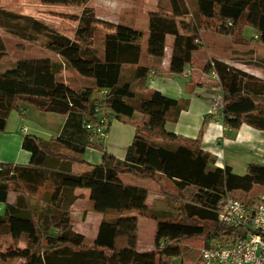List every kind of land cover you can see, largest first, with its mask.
Segmentation results:
<instances>
[{"label": "trees", "instance_id": "1", "mask_svg": "<svg viewBox=\"0 0 264 264\" xmlns=\"http://www.w3.org/2000/svg\"><path fill=\"white\" fill-rule=\"evenodd\" d=\"M40 1L82 9L74 35L68 37L0 3V30L26 40L41 35L45 48L60 58H20L0 71V130L10 111L23 112L25 105L63 114L65 120L60 132L48 139L23 134L21 146L30 154L27 163H0V202L4 204L0 234L7 233L11 239L0 251V260L172 264L181 257L183 239L202 236L208 246L211 241L226 244L240 235L235 234L239 229L219 222L216 213L226 197H235L232 192L248 193L254 186H264V162L249 163L242 174L229 165L216 166L214 157L197 139L181 138L165 128L169 110L178 105L175 98L155 89L139 92L133 82L121 79V72L135 68L134 78L145 77L150 67L140 62L142 48L147 56L159 60L165 38L171 35L169 70L181 74L192 64V52L203 46L200 31L206 23L208 29L224 36H239L241 27L247 25L253 29L254 39L264 45V0H161L163 4L157 2L156 10L148 14L144 45L142 29L98 18L86 6L89 0ZM97 24L107 29L99 49L92 39ZM5 54L0 35V61ZM63 66L84 77V83L71 86L62 82L59 73ZM203 69L215 74L221 124L231 129L247 124L264 130V79L217 58L207 60ZM94 91L101 96L93 98ZM134 115L138 116L133 121L134 135L123 158L106 151L98 163L82 157L88 148L100 149L104 139L87 124H105L108 131L112 117L132 119ZM211 117L207 113L204 119ZM82 163L88 168L72 170L73 164ZM128 174L152 181L168 179L176 189L168 200L181 202L177 219L148 205L149 189L123 182L120 176ZM44 185L50 190L44 191L43 205L32 209L27 195H35ZM76 188L88 189L92 210L101 214L89 242L71 229L70 206L79 197ZM9 192L15 196L12 202L7 201ZM258 195L241 200L250 202ZM138 216L156 222L150 250L136 248Z\"/></svg>", "mask_w": 264, "mask_h": 264}, {"label": "crops", "instance_id": "2", "mask_svg": "<svg viewBox=\"0 0 264 264\" xmlns=\"http://www.w3.org/2000/svg\"><path fill=\"white\" fill-rule=\"evenodd\" d=\"M240 42L243 44L247 43L246 40H242ZM171 43L172 36L167 35L165 38L164 54L159 60L151 56H147L142 48L140 62L147 64L150 67L145 77L134 78L135 68L127 67L122 70L121 79L133 82L135 89L139 92H147L155 89L164 95L175 98L178 105L169 110L165 120V128L168 131L179 135L181 138L187 140L197 139L201 148L209 152L214 157L216 166L222 167L224 165H229L233 172L242 174L245 172L246 166L249 163L264 162V130L253 128L247 124H242L238 129H231L228 126L221 124L219 116L204 119L211 106L214 95L218 92V89H215L216 80L213 78V75L211 73L204 72L203 66L205 62L212 58H217L243 71L264 79V66L262 67L256 65V53L254 52V49L249 46L246 47L245 45L243 48L246 49L232 48L231 50L234 51L232 56L230 58H226L224 55L217 52L211 44H208L207 42L205 43V46L203 42L201 49H197L192 52L193 62L192 64H187L184 67L183 71H186L187 73L186 75H182L172 73L169 70ZM210 50L212 52L208 54ZM204 51H206L205 54ZM197 55L202 57L200 59H196ZM50 114H55L58 116V119L52 118L51 116H44L46 114H43V116L42 114H38V117L47 121L49 132L39 129L32 130L38 135H45L47 137L45 139H48L49 136H56L60 132L65 120V115L63 114ZM137 118V115H134L132 119H119L112 117L109 122L106 137L101 141V148L86 149V151H92L94 160L92 161L90 158L86 157L85 154H83L82 157L87 162L98 163L100 162L101 153L106 151L117 158H123L134 135L133 121ZM24 120L25 116L23 115V112H20L19 116H17L13 110L8 114L5 126L2 130H0V163L10 162L25 164L28 162L30 154L21 146L22 136L26 129V126H24L23 123ZM95 152L96 155L94 154ZM138 180L147 182V184L144 182L135 183V185L145 186L149 189L147 199L150 196L149 194L151 192L153 193L152 197L154 199H152V201L150 200L151 202L146 199V203L148 205L151 203L154 204L155 202L160 203L161 201H157V199L161 197L160 191L157 190L159 188L154 187L157 182L155 180ZM74 193L79 195V197L70 206L71 229L74 232H79L84 235V233L72 227V214L74 210H76L74 206H78L82 203L81 201H83V199H88V202H90L88 198L89 191L86 188H76L74 189ZM14 197L13 192H9L7 201L12 202ZM27 201L31 207L28 197ZM37 205L42 206L39 203ZM3 208L4 204L0 202V214L3 212ZM78 214L80 215V218H83L82 216H84V211L80 210L78 211ZM139 218L140 216H138V219ZM100 219L101 214L99 216V221ZM93 237H91V239ZM19 262L23 264L22 259L13 258L0 260V264H13Z\"/></svg>", "mask_w": 264, "mask_h": 264}, {"label": "rangeland", "instance_id": "3", "mask_svg": "<svg viewBox=\"0 0 264 264\" xmlns=\"http://www.w3.org/2000/svg\"><path fill=\"white\" fill-rule=\"evenodd\" d=\"M157 2L161 0H89L86 3V6L94 10L95 15L100 19H105L110 22H120L124 24L133 25L137 28H140L144 32L142 45L145 43V37L147 33V23H148V14L156 10ZM0 3L6 8L13 11L30 15L41 22L47 24L49 27L53 28L57 32L64 34L68 37H73L76 26H77V16L80 13L82 6L79 5H69V4H44L40 0H0ZM165 3V2H164ZM216 20V19H215ZM213 22V20H212ZM204 26V25H203ZM208 24L201 29V42L211 44L217 52L221 55H224L226 58H230L232 53V48L242 49L245 45L254 49L256 53V65L264 66V45H261L253 37V29L247 25L241 27V34L234 36H224L214 33L211 29H208ZM107 29L101 25L97 24L96 30L93 34V46L97 49L100 48L101 39L103 33ZM0 35L3 38L6 48L5 57L0 61V71H3L7 68H10L16 60L20 58L27 57H39V56H48L52 60L60 61V58L53 52L48 51L44 46V37L38 35L34 40L21 39L15 35L7 33L3 30H0ZM199 40V41H200ZM246 40L247 43L243 44L240 41ZM215 45V46H213ZM206 46V45H205ZM144 47V46H143ZM246 49V48H243ZM214 50V49H213ZM212 52L211 50L208 54ZM206 51H204V54ZM200 54V53H198ZM202 56L197 55L196 59H200ZM186 71H182V75H186ZM85 79L84 77H81ZM79 75L68 66H63L59 73V79L71 86H80L84 83ZM87 79V78H86ZM98 91L93 92V98L100 97ZM217 96V93L214 97ZM213 102V101H212ZM212 104V103H211ZM13 112L17 116L20 115L19 110L13 109ZM38 114H46L44 116H51L52 118H57L55 114L44 113L38 111L34 106L25 105L23 115L25 116L24 126H26L25 133L36 135L42 139L47 138L45 135L41 136L33 132V129H39L42 131L49 132L47 126V121L38 117ZM48 114V115H47ZM28 129V130H27ZM28 131V132H27ZM49 136L48 138H50ZM85 156L94 160L92 151L87 150ZM96 155V152L94 153ZM86 164H73L72 170L74 172H81L87 169ZM120 178L125 183H146V181L138 180L139 178L133 175H121ZM157 184L154 185L158 191H160L161 197L152 205L153 208H157L159 211H164L169 214L172 219H177L176 209L180 201L177 200H168L169 196H172L176 189L173 187V184L166 178L161 177V181H156ZM85 189V188H78ZM50 190L47 185L42 186L38 189L35 195H27L31 208L35 209L40 207L37 204L43 205V194L44 191ZM152 190V189H151ZM257 194H264V186H254V188L248 192H232V195L240 199H251ZM147 201L154 199L153 193L149 194ZM155 196V194H154ZM150 201V202H151ZM78 206H74L72 214V227L84 233L86 242L91 240L93 234L96 230L97 223L99 221L100 213L92 210L91 203L88 202V199H83ZM175 202V203H174ZM157 203V204H156ZM35 207V208H34ZM83 210L84 216L80 218L78 211ZM138 219V217H137ZM155 221L150 218L142 217L137 220V242L136 248L138 250H150L153 247V239L155 232ZM11 242V239L7 233L0 234V251L5 249ZM122 242V241H120ZM181 257L172 260V264H199L198 257L200 250L205 246L202 236H193L190 238L183 239L181 241ZM13 259V258H11ZM20 259V258H16ZM7 260V259H6ZM13 264H22V263H13Z\"/></svg>", "mask_w": 264, "mask_h": 264}, {"label": "built area", "instance_id": "4", "mask_svg": "<svg viewBox=\"0 0 264 264\" xmlns=\"http://www.w3.org/2000/svg\"><path fill=\"white\" fill-rule=\"evenodd\" d=\"M214 77L215 74L211 73ZM220 94L213 98L209 114L219 116ZM98 136L105 138L106 125L90 126ZM219 222L239 229L232 241L220 244L211 241L200 250L199 264H264V194L250 202L228 196L217 210Z\"/></svg>", "mask_w": 264, "mask_h": 264}]
</instances>
